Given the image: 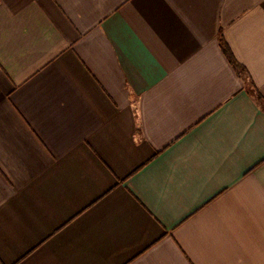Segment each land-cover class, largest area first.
<instances>
[{"label":"crops","instance_id":"obj_1","mask_svg":"<svg viewBox=\"0 0 264 264\" xmlns=\"http://www.w3.org/2000/svg\"><path fill=\"white\" fill-rule=\"evenodd\" d=\"M256 97L264 0H0V264H264Z\"/></svg>","mask_w":264,"mask_h":264},{"label":"trees","instance_id":"obj_2","mask_svg":"<svg viewBox=\"0 0 264 264\" xmlns=\"http://www.w3.org/2000/svg\"><path fill=\"white\" fill-rule=\"evenodd\" d=\"M220 46L229 63L237 71V73L243 77V69L234 60L228 46L223 41H220ZM255 100L264 109V100L261 99V97H256Z\"/></svg>","mask_w":264,"mask_h":264}]
</instances>
